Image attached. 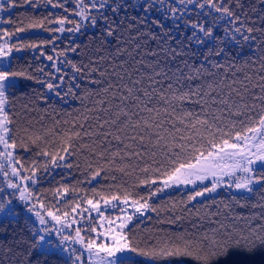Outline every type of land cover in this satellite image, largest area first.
Wrapping results in <instances>:
<instances>
[{"label":"snow or ice","instance_id":"obj_1","mask_svg":"<svg viewBox=\"0 0 264 264\" xmlns=\"http://www.w3.org/2000/svg\"><path fill=\"white\" fill-rule=\"evenodd\" d=\"M70 2L45 0L49 15L44 20L55 25L47 29L53 35L28 45L40 49L36 59L47 61L41 66L13 68V53L24 45L11 38L25 28L0 27V159L4 161L0 162V222L4 218L23 221L10 240L0 241V264H141L139 257L182 256H193L199 264H258V255L264 261V223L237 231V221L247 224L251 217L232 216L231 226L212 220L221 215L227 220L231 212L229 204L223 205L228 212H222L214 200L211 205L201 203L208 209L203 216L200 208L195 210L197 220L217 225L210 233L201 232L203 224L193 222L191 235H173L156 243L148 238L137 242L129 235L143 218L150 219L147 213L159 214L152 200L169 188L191 185L192 191L181 202V215L167 223L183 219L184 212L193 215L188 204L207 199L219 188L244 194L264 187V41L256 35H264V27L257 26V22L264 25V0H143L142 15L134 20L128 19L130 0H76L71 12ZM20 6L38 9L40 3L0 0V13ZM57 9L64 14L56 16L52 10ZM4 23L13 21L0 18V25ZM28 27L43 28L44 21L30 22ZM88 28L99 29V48L87 63H76L70 54L78 53L76 37ZM65 33L66 43L58 48L57 41H63ZM113 41L115 50L103 55ZM49 45L51 54L43 50ZM230 45L255 46L259 55L245 61L252 66L250 72L240 75L230 59ZM197 55L201 61L190 63ZM225 68L230 71L221 75ZM29 82L61 103L80 102L79 109L63 113L70 121L54 120V125L67 126L57 152L44 150L47 137L33 134L18 140L13 133L15 117L8 108L27 95ZM47 100L44 93L33 92L24 112L30 115L39 101ZM29 141L40 149L36 155L54 167L71 169L73 157H92L97 162L95 169L91 161L88 164L93 180L105 171L100 161L124 175L137 174L147 196L129 193L121 199L111 194L98 199L85 196L76 203H47L30 190L40 178L37 162L25 174L16 154L18 148L28 151ZM68 191L63 188L64 194ZM56 192L60 195L61 189ZM232 200L245 206L235 195ZM61 203L69 205L63 212ZM109 205L119 213L114 219L105 216ZM213 206L216 212L211 211ZM257 206L262 210L258 218L264 219V202L253 207ZM93 213L107 220L110 242L97 227L79 226L78 217L91 220ZM102 236L104 242H98Z\"/></svg>","mask_w":264,"mask_h":264},{"label":"trees","instance_id":"obj_2","mask_svg":"<svg viewBox=\"0 0 264 264\" xmlns=\"http://www.w3.org/2000/svg\"><path fill=\"white\" fill-rule=\"evenodd\" d=\"M40 6L38 9H32L27 6H20L13 9L10 13H8L7 17L4 20H8L11 18L13 21L12 24H8L9 31H12L17 26H23L25 31L14 33L13 35H18L20 33L25 34L20 38L14 39L12 42H15L18 46L24 45L22 48V53L19 55H15L12 61L13 68H35L37 66H41L43 63H47L46 60L41 58L37 60L36 57L40 55V49H33L28 47L31 44H38L41 41H46L53 35L47 29L49 27H55V25H49L47 20H44V17L49 15V9L45 0H39ZM70 3H76V0H71ZM68 4L69 11H72V4ZM143 3V0H130V5L128 8V19L134 20V18L142 13H140L139 5ZM133 7H135V11H133ZM54 11L56 16H62L64 13L57 9ZM123 18V13L121 17ZM44 21L43 28H29L28 25L30 22L35 21ZM127 24V21H125ZM71 26V25H69ZM138 26V25H137ZM172 25L169 24V27ZM258 27H264V25H260L257 22ZM224 27L221 24V30ZM33 31V32H32ZM144 33L147 34L148 29H143ZM175 34V32H174ZM219 34V31H218ZM132 35H136L135 32ZM256 35L260 36V41H264V35H260L259 32ZM68 34H64V40H58L57 46L58 48H63L66 43ZM99 36L98 28H88L86 32H82L76 37V43L80 45V49L78 53H71L70 57L76 63H87L88 58L93 55L95 50L99 48V44L96 42ZM128 37V32H125V38ZM146 41H139V43H145ZM135 44L132 45V48H135ZM155 47V45H151ZM116 47V42L113 41L112 45L109 47L108 51L103 52L102 54L107 56L109 52H113ZM46 53L51 54V46H47L43 49ZM200 51H204L201 49ZM229 51L231 53L230 59L233 63H235L237 69L240 70V75L242 76L245 71H249L252 69L251 65H245V61L250 58H255V56L259 55L258 52L255 51V46L244 45L243 48H237L235 46L230 45ZM202 57L199 55L192 58L190 63L198 64L201 61ZM221 63H227L222 58H220ZM182 66V65H181ZM255 70L259 71V66H255ZM69 74H71V70L69 69ZM230 71L225 68L221 71V75L224 72ZM27 95L17 100L14 106H9L8 111L9 114L14 116L15 119L13 121V133L17 137L18 140L30 137L33 134L41 135L42 137H47V143L44 145V150L49 151L50 153H54L58 151L59 144L63 141L62 132L67 130L66 125H54V120H71V117L63 115V113H71L75 109L80 108L79 101H73L69 99L67 102L61 103L52 93H48L46 89L42 88L38 84H34L29 82V87L25 90ZM33 92L44 93L45 96L48 97L47 102L39 101L36 106L35 111H31L30 115L24 112L23 106L29 103L30 98ZM20 96V93H17ZM54 110V111H53ZM27 128V132L25 129ZM55 146V147H54ZM40 151L35 145H32L29 141V150L25 151L23 148H18L16 154L18 158L22 160L25 165L26 172L25 174H29L31 167L33 165V161L37 162V166L40 171L37 175L40 177L38 180V185L35 190L36 194L42 196L45 202L50 204H55L57 200L61 201H71L72 203L80 202L83 200L85 196L88 198L98 199L100 196H109L111 194L121 195V199H123L124 194H132L133 196L137 193L140 195L147 196V190L140 186L136 180V175H124L123 173L116 170L115 167L109 166L103 161L100 163L105 168V171L101 173L100 176H97L94 180L91 179V173L88 172V164L91 161L92 168L95 169L97 167V162L92 159L90 156L79 155L72 158L73 168L67 169L64 167H54L50 160L44 158L42 156L36 155V153ZM47 160V168L48 171L45 172L43 169L45 167V161ZM1 162V161H0ZM142 178V176H141ZM207 183V182H206ZM67 187L69 189L67 194L63 193V188ZM199 187H202L200 185ZM61 189V194L57 195L56 189ZM95 190V193L93 192ZM33 191V190H32ZM192 191V186L189 185L174 187L172 189H167L157 197L153 198L152 205L158 209L157 212H149L147 213L148 218H143V222L138 224V227L133 228L132 233L129 235H134V238L137 242L145 240L148 238L152 240L153 243H156L161 240H166L167 238L173 235H179L188 233L189 235L193 232V222L197 224H203V228L201 232H209L212 228L217 227L215 223H208L207 221L197 220L196 219V208H200V215L203 216L208 209L201 207V203L205 205H211L213 200L216 205L220 206L222 212H228V209L223 207L224 204H229L231 206V212H228L229 219H225L223 215L219 217H212V220H223L225 223L231 226V217H244L250 218L248 223H245V220L237 221V231L242 228H247L249 225L252 227H259L260 224L264 223V219H259V214L262 211L260 207H253L254 205H258L262 201V194H264V187L256 186L252 193H244L236 192L234 189H228L226 187H222L217 189L216 193H212L205 198H197V201H193L188 204V208L192 209L193 215L189 216L187 212L183 213L184 218L181 220H176L172 223L164 222L166 220L172 219L176 215H181V208L183 207L182 201L187 200V195ZM99 194V195H96ZM235 195L237 200H240L241 204L245 206L241 207L236 204L235 201L232 200V196ZM131 198V197H130ZM69 205L67 203L59 204L61 212L65 210ZM195 206V207H193ZM87 207V205H84ZM216 206L211 208L212 212H216ZM106 218L114 219L116 215H118V211L113 209L111 205L106 206L104 208ZM71 216V214H70ZM93 218L91 220L86 219L85 217H78L77 219L81 222L79 224L80 227L84 229L90 228V226H95L98 229V232L102 233L103 236L108 237V242H110V232L108 230L107 220H100L99 217L93 213ZM23 226V221L17 223L15 221H10L8 218H4L2 222H0V241L11 239V235L13 230L19 231ZM6 229V231L4 230ZM92 235H96V233H92ZM103 236L98 242H104ZM258 264H264L261 256L255 257ZM141 264H199V262L193 256H182V257H139Z\"/></svg>","mask_w":264,"mask_h":264},{"label":"rangeland","instance_id":"obj_3","mask_svg":"<svg viewBox=\"0 0 264 264\" xmlns=\"http://www.w3.org/2000/svg\"><path fill=\"white\" fill-rule=\"evenodd\" d=\"M70 4L73 5V4H75V3H70ZM11 11H12V10H11ZM8 13H9V12L0 13V18H2V19L4 20L5 17H7ZM4 21H6V20H4ZM9 25H10V24H9ZM0 27L6 28V27H8V23H4V24L0 25ZM32 32H33V31H32ZM26 34H27V33H25V34L20 33V34H18V35H13L12 38H11V42H12L14 39H16V38H20V37H22L23 35H26ZM65 34H67V33H65ZM0 42H3V41H0ZM21 53H22V50H21V51H14L13 56H12L11 63H12V61H13V57H14L15 55H19V54H21ZM0 161H1V162H4L2 159H0ZM38 184H39L38 181H37L36 184H31V185H30V190H33V191L35 192V190H36ZM173 188H174V187H173ZM169 189H172V188H169ZM236 192H237V191H236ZM70 221H71V216H69V222H70ZM78 221H79V220H78ZM80 222H81V220L79 221V224H80ZM75 226H77V225H73V228H74ZM57 227H58V225H57ZM68 231H69V232H72V234L74 235V231H73V229H68ZM77 247H79V246L77 245Z\"/></svg>","mask_w":264,"mask_h":264}]
</instances>
